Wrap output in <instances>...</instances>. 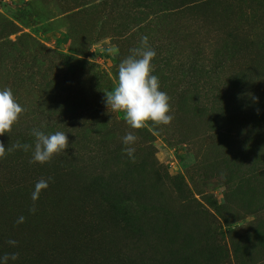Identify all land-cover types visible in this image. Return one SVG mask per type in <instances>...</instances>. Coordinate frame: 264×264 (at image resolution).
Instances as JSON below:
<instances>
[{"label": "rangeland", "instance_id": "374dc122", "mask_svg": "<svg viewBox=\"0 0 264 264\" xmlns=\"http://www.w3.org/2000/svg\"><path fill=\"white\" fill-rule=\"evenodd\" d=\"M143 36L174 119L134 130L104 96ZM4 88L27 109L5 148L34 147V128L69 142L45 164L31 149L0 159V257L18 253L7 264H264V132L251 135L253 118L264 125V0H0ZM128 132L135 162L122 152ZM175 176L209 213L181 216L203 233L198 246L152 222L177 206Z\"/></svg>", "mask_w": 264, "mask_h": 264}, {"label": "clouds", "instance_id": "9594fccd", "mask_svg": "<svg viewBox=\"0 0 264 264\" xmlns=\"http://www.w3.org/2000/svg\"><path fill=\"white\" fill-rule=\"evenodd\" d=\"M130 55L123 59L118 66V79L112 91H106L104 102L108 110L114 113H122L127 125L134 130L148 127L158 128L169 125L174 119L169 103L170 97L160 90L159 77L153 75V59L156 52L148 43V37L141 38L140 46L130 50ZM258 102V98L253 97ZM13 94L11 88L0 90V136L9 134L13 126L19 122L20 116L26 112ZM259 113V109H257ZM31 135L35 138L34 147L30 144H21L17 141L11 148H5L0 141V159L6 157L7 152L13 149H22L25 152L32 150L31 163L45 164L54 156L66 152L69 148L68 136L62 131L45 134L44 131L34 128ZM137 136L134 132H128L122 137L125 147L122 149L129 159L135 162V144ZM50 179V178H49ZM48 182L41 178L31 194L33 207L29 210L34 213L35 202L39 199L41 191L47 189ZM24 217L18 218L17 223H22ZM12 246L17 244L15 240H9ZM18 259V253L5 254L0 257L2 264L8 260Z\"/></svg>", "mask_w": 264, "mask_h": 264}, {"label": "trees", "instance_id": "16d2710c", "mask_svg": "<svg viewBox=\"0 0 264 264\" xmlns=\"http://www.w3.org/2000/svg\"><path fill=\"white\" fill-rule=\"evenodd\" d=\"M17 18L26 26L28 27H32L33 31H37L39 30L38 26H35L36 22L33 19V12L28 11V10H24V9H19L17 12ZM27 18L30 19V22L27 21ZM34 23H31L33 22ZM41 30L45 31V29L42 27ZM260 118H253L251 120V135L252 137H255L256 134L259 133V131L264 132V125L260 126ZM256 168L251 169V173H254ZM226 176H229V171H227ZM230 178H228L229 180ZM173 187L175 189V191H177L179 194H181L180 199L178 200L177 206L175 207H170L167 208V213H165V215L161 214V213H154L152 215V222L156 225L158 224L159 221H161L162 223H166L167 224V235L173 231L174 229L180 227V231L184 232L183 234L186 233V235H191L192 237H194L195 246H198L202 241L205 240L203 233H198V232H193V233H188L184 228V225L186 224V220L184 218H181V216L183 214H188L190 211H192V215H194L195 217L200 215V214H207L208 210L205 207V205L199 201H197V199L188 193L185 194L184 192V186H182V183L180 180H178L177 176L174 177L173 179ZM230 192V191H229ZM229 201V199H227V202ZM206 204L210 207H213L215 205V199H212L210 197H208L206 199ZM172 206V205H171ZM209 214V213H208ZM223 221H225L224 217H221ZM129 220V218L127 219ZM195 224H198V220L195 221ZM206 232V231H205ZM193 252H196L195 247L193 246L192 249L189 251L187 250L186 253L187 255L192 254ZM167 259H170L173 261V263H175V261L171 257H169V254H167ZM192 260H196L195 257L191 258V262ZM167 264H169V261L167 260ZM178 264V263H177ZM243 264H252V263H243Z\"/></svg>", "mask_w": 264, "mask_h": 264}]
</instances>
